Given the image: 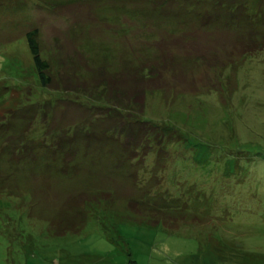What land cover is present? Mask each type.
Returning <instances> with one entry per match:
<instances>
[{"label": "rangeland", "instance_id": "374dc122", "mask_svg": "<svg viewBox=\"0 0 264 264\" xmlns=\"http://www.w3.org/2000/svg\"><path fill=\"white\" fill-rule=\"evenodd\" d=\"M152 8L147 0L121 6L116 0H80L57 11L29 3L23 11L1 9L0 118L2 112L12 115L0 121V147L12 141L24 115L38 110L44 120L49 111L65 136L75 132L65 130L67 124H85L93 111L71 101L84 95L60 86L90 82L99 70L112 74L122 62L135 67L157 63L153 76L144 72L145 80L136 81V88L144 86L138 119L170 129L175 143L167 146L157 166L159 189L179 198L186 216L168 229L128 219L135 215L122 197L133 198L138 189L131 179L120 187L116 184L121 177L117 183L109 179L105 137L86 145L76 136L70 144L72 162L78 163L84 151L79 157L86 166L79 162L74 176L50 175L42 163L51 161L41 151L31 172L28 155L22 166L10 168L0 155V264H264V48L240 54L234 32L200 28L189 20L180 24L173 15L148 13ZM254 9L249 13L255 19ZM33 26L44 57L70 56L74 66L86 72L77 78L63 73L51 81L58 88L38 84L23 36ZM89 56L93 62L84 60ZM128 66L123 65L124 77ZM128 79L116 86L127 89ZM92 128L97 134L100 127ZM45 130L47 122L34 121L26 134L32 140L27 146L39 145ZM76 146L82 149L78 152ZM145 158L140 176L152 168V153ZM82 173L86 181L80 183ZM89 181L96 186H86ZM111 186L122 197L112 202L108 197L79 200L92 195L86 187L103 193ZM73 199L78 204L71 203ZM70 203L82 208L83 224L78 231L55 235L51 219ZM71 222L77 226V220L68 217L66 224Z\"/></svg>", "mask_w": 264, "mask_h": 264}, {"label": "trees", "instance_id": "16d2710c", "mask_svg": "<svg viewBox=\"0 0 264 264\" xmlns=\"http://www.w3.org/2000/svg\"><path fill=\"white\" fill-rule=\"evenodd\" d=\"M80 0H0V10L7 9L15 11H23L27 4L36 6L38 8H44L50 11H57L60 6L72 3ZM120 6L125 1L131 0H116ZM152 3L153 8L147 12H153L156 16L173 15L174 19H178L180 24H184L186 20L194 21L197 23V27H220L234 32L238 49L240 54H247L256 49L264 48V0H147ZM175 2V3H173ZM173 4L177 8L173 11L170 5ZM254 7L256 18H252L249 10ZM37 29L31 27L26 31L23 36L27 45L28 52L31 56L33 70L38 84L42 87H53L51 81L56 82V78L60 77L65 72L74 74L77 78L82 72H86L80 66H74V61L70 56H67L68 60L59 59H47L44 57L37 40ZM84 47V45H83ZM240 47V48H239ZM101 59H106L102 56ZM150 59V58H148ZM93 62V57L89 56L84 58ZM153 60V59H152ZM154 61V60H153ZM82 64L89 62L81 61ZM155 62V61H154ZM156 63V62H155ZM129 65L126 62H122L119 71L101 73L99 70L94 73L93 79L84 84L76 83L73 87L60 86L65 89H73L77 92L80 91L84 95L82 100H71L77 102L81 106L87 107L90 112V116L85 120V124L70 123L67 124L65 130L75 131L70 136L63 135L64 127L55 126L51 121V115L48 111L47 118L44 120L45 115L38 110L36 114L28 113L22 117V122L18 126V134L13 136L12 141H7L4 146L0 147V155L3 157V163L6 168L13 167L16 164L23 165V157L28 155L30 162V172L33 166L36 165L37 152H44L47 155L49 163L43 162V169H47L50 175H71L74 176L75 170L78 165L84 164L83 158L80 155H85L86 152H80L78 154V163H73L72 160L73 151L70 145L75 141L76 136L85 139V144L88 141L95 140L96 143L101 142L105 137L106 144H109L108 159L106 162L105 170L108 173V177L111 181L119 180L116 186L120 187L122 181L128 184L131 179L132 184L140 190L141 193L130 198V196L119 194L116 188L109 189V192H103L93 187H86V190L93 191L92 195L79 196L80 202L83 199H92L97 197H108L109 202L115 201L118 197H122L125 207L134 213V217L128 216V219L133 220L137 224H145L149 227H155L162 225L164 228L176 227L175 224L178 220H183V216H186V205L180 201L179 198H171L169 195H165L162 190L159 189L161 182L160 172L156 171L157 166H161L160 159L164 158L167 152V146H171L175 143L172 139L169 128H162L151 124L149 121L138 119L143 112L144 107V86L136 88L139 83L136 81L143 80L144 74L153 76L155 74L153 67L128 66V76H123V65ZM85 66V65H84ZM119 66V65H118ZM104 68L103 66H98ZM76 72L74 73V70ZM116 71V70H115ZM130 71V72H129ZM145 72V73H144ZM89 73V72H87ZM105 73L107 75H105ZM126 73V75H127ZM93 74V73H92ZM92 76V75H91ZM131 84L127 89L119 88L116 86L118 81L125 80ZM134 77V79H131ZM63 80V79H62ZM145 80V79H144ZM64 81V80H63ZM110 81V82H108ZM131 81V82H130ZM67 81H64L66 83ZM57 84V83H56ZM141 84V83H140ZM146 86V85H145ZM59 85L53 88H58ZM60 99V98H58ZM56 99V100H58ZM94 105L90 106V102ZM4 103L0 101V106ZM12 114L8 111L2 112L0 121L6 119ZM47 122L49 130L43 132V139L38 142L39 145L35 146L33 143L27 146L28 141L26 134L33 126L34 121ZM65 124V123H64ZM63 125V124H62ZM71 125V126H70ZM95 126L100 127L97 134L94 133L93 128ZM1 130V128H0ZM21 131V132H19ZM66 132V131H65ZM64 132V133H65ZM171 135V136H168ZM48 137V138H46ZM46 138V139H44ZM78 152L82 149L81 146H76ZM154 156L153 164L151 163V169L143 176H140L139 172L144 170L146 166L145 158L149 153ZM50 155H48V154ZM71 156V157H70ZM148 163V162H147ZM86 166V164H84ZM82 166V165H81ZM19 168V167H18ZM17 168V170H18ZM22 168V167H21ZM36 169H39L36 167ZM98 169V168H97ZM25 169H23L24 171ZM103 171V170H102ZM9 172V171H8ZM49 175V176H50ZM97 178H102V174H97ZM107 177V175H105ZM105 177V178H106ZM127 178L122 180L123 178ZM86 181V173H82L79 182ZM92 185V181L86 185ZM120 195V196H119ZM139 197V198H138ZM130 198V199H129ZM156 200L160 204H155ZM78 204V200L73 199L71 203ZM67 206L62 215H56V219L50 222V226L53 229L55 235L64 234L66 231H78L80 230L84 221V212L79 205ZM172 206L176 210L170 209ZM177 206H181L179 209ZM179 209V210H178ZM173 211V213H169ZM77 214V217H75ZM173 215V216H172ZM69 218H75L77 220V226L72 222L68 225L66 220ZM171 217H174L173 223H171ZM168 218L169 220H167ZM185 218V217H184ZM62 225V226H61ZM171 225V226H170ZM60 226V227H59Z\"/></svg>", "mask_w": 264, "mask_h": 264}]
</instances>
